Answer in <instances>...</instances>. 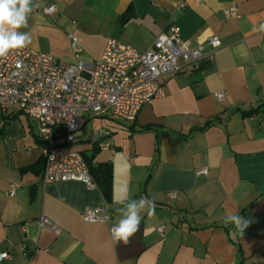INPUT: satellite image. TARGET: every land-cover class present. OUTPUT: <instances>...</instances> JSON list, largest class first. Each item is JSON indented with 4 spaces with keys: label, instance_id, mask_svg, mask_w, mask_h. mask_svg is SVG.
<instances>
[{
    "label": "crops",
    "instance_id": "obj_1",
    "mask_svg": "<svg viewBox=\"0 0 264 264\" xmlns=\"http://www.w3.org/2000/svg\"><path fill=\"white\" fill-rule=\"evenodd\" d=\"M233 7L237 16L227 17ZM33 8L20 29L31 34L27 47L63 63L76 61L69 35L78 60L91 63L109 38L144 52L169 25L201 57L161 77L164 97L133 122L114 120L110 107L86 115L73 148L89 157L95 147L93 163H111L109 203L97 186L43 182L35 122L16 107L0 112V252L10 256L0 264H264V0H33ZM98 123L109 132L99 138ZM141 197L154 214L146 205L140 230L114 243L110 224ZM85 209L109 222L84 221ZM230 214L250 221L242 235L225 224Z\"/></svg>",
    "mask_w": 264,
    "mask_h": 264
},
{
    "label": "built area",
    "instance_id": "obj_2",
    "mask_svg": "<svg viewBox=\"0 0 264 264\" xmlns=\"http://www.w3.org/2000/svg\"><path fill=\"white\" fill-rule=\"evenodd\" d=\"M54 11V5L43 9L46 14ZM224 13L227 17L237 16L234 7ZM69 38L74 63H63L28 47L13 50L0 60V112L16 107L35 122L44 162L43 182L78 181L94 188L96 184L84 155L73 148L78 142L76 132L84 125L86 115L110 107L118 119L133 122L143 105L164 97L160 78L178 73L180 60L196 64L201 47L182 40L178 27L169 25L144 52L109 38L100 58L85 63L78 60L81 49L77 39L72 35ZM208 43L213 48L219 45L215 37H209ZM215 96L221 101L225 92ZM249 118H254V114L250 113ZM108 133L94 132L98 138ZM196 173L206 174V169ZM15 187V183L10 184V194ZM98 212L85 209L83 220L109 222L108 216H99ZM47 222L45 216L37 220L38 225ZM113 226H109L110 233ZM4 259H10L8 253L0 261Z\"/></svg>",
    "mask_w": 264,
    "mask_h": 264
},
{
    "label": "clouds",
    "instance_id": "obj_3",
    "mask_svg": "<svg viewBox=\"0 0 264 264\" xmlns=\"http://www.w3.org/2000/svg\"><path fill=\"white\" fill-rule=\"evenodd\" d=\"M33 0H0V60L6 59L10 52L27 47L31 43V34L21 32V28L28 26V17L33 11ZM264 31V26H262ZM123 203V201H120ZM147 205L148 215H153L155 204L147 197H141L139 204L133 202L127 205L124 217L111 229V238L114 243L127 245L130 238L140 230L141 210ZM250 221L239 214H230L225 218V224L243 234ZM6 253L0 254L4 258Z\"/></svg>",
    "mask_w": 264,
    "mask_h": 264
},
{
    "label": "trees",
    "instance_id": "obj_4",
    "mask_svg": "<svg viewBox=\"0 0 264 264\" xmlns=\"http://www.w3.org/2000/svg\"><path fill=\"white\" fill-rule=\"evenodd\" d=\"M96 150L97 149L93 147L91 155L89 157H84L92 179L94 180L96 186L102 193L104 199L109 203L112 198V165L109 161L94 164L93 156L95 155ZM34 166L31 165L29 167L24 168V170L33 169Z\"/></svg>",
    "mask_w": 264,
    "mask_h": 264
},
{
    "label": "rangeland",
    "instance_id": "obj_5",
    "mask_svg": "<svg viewBox=\"0 0 264 264\" xmlns=\"http://www.w3.org/2000/svg\"><path fill=\"white\" fill-rule=\"evenodd\" d=\"M114 120H116V119H118V118H113ZM114 123H116L117 124V122L115 121ZM94 127H100L99 129H102L101 127H103L102 125H100V123H98V126H94ZM102 131H104L105 133H106V128L105 127H103V130ZM106 135V134H105Z\"/></svg>",
    "mask_w": 264,
    "mask_h": 264
},
{
    "label": "water",
    "instance_id": "obj_6",
    "mask_svg": "<svg viewBox=\"0 0 264 264\" xmlns=\"http://www.w3.org/2000/svg\"><path fill=\"white\" fill-rule=\"evenodd\" d=\"M51 192H53V194H54V187H51Z\"/></svg>",
    "mask_w": 264,
    "mask_h": 264
}]
</instances>
